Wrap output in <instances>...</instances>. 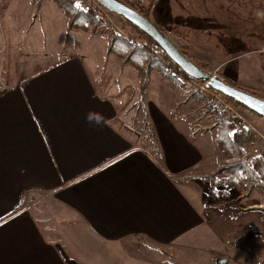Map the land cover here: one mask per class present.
<instances>
[{"label": "crops", "instance_id": "0c3cea01", "mask_svg": "<svg viewBox=\"0 0 264 264\" xmlns=\"http://www.w3.org/2000/svg\"><path fill=\"white\" fill-rule=\"evenodd\" d=\"M65 26L69 55L0 89V264H89L53 237L50 207L91 232L92 264H134L130 257L147 256L138 240L146 249L171 247L206 227L198 190L206 192L208 176L229 159L215 130L198 132L186 79L156 70L143 98L152 149L136 143L119 125L121 100L97 89L96 79L115 71L105 60L117 64L108 39L98 37L106 46L96 52L67 41L78 31L67 33V19ZM117 67L133 75L121 59ZM89 111L103 113L105 125L86 123Z\"/></svg>", "mask_w": 264, "mask_h": 264}, {"label": "rangeland", "instance_id": "374dc122", "mask_svg": "<svg viewBox=\"0 0 264 264\" xmlns=\"http://www.w3.org/2000/svg\"><path fill=\"white\" fill-rule=\"evenodd\" d=\"M131 1L142 3L151 19L158 26H163L175 44L192 59L206 65L207 71L264 98V0ZM83 2L86 4H82ZM94 3L96 1L89 3L88 0H80L78 8L88 10L98 7L105 17L104 32L94 34L90 31L84 33V30H72L70 33L78 32L73 37H68L67 41H76L80 45L89 42L96 52H100L106 46L102 45L103 38L108 39L109 33L114 31L143 43V39L124 17L102 10ZM65 21L62 10L53 0H0V89L12 86L45 64L50 65L69 55L71 46L63 39ZM43 39L47 42H43ZM110 57L117 64L120 62L116 55ZM95 58L99 66L102 61L100 54ZM87 64L96 78V70L90 63ZM117 64L112 60H105V65L115 71L113 73L110 68V77L106 74L97 78V89L112 99L121 100L119 125L136 143L147 142L148 149H152L150 127L146 124V109L142 110L144 96L139 94L141 91L137 87L138 76L134 69H131L132 76L120 74ZM186 81L187 100L192 99V103L196 105L198 120L195 124L199 128L198 132L215 130L218 115L216 111L237 115L257 133L258 142L248 148L250 155H257L264 147V118L237 106L236 111L232 112L217 110L213 105L214 111L210 105L213 94L208 90H201L206 95L204 98L194 95L193 91H200L195 89L200 82L192 79ZM256 148L258 152H255ZM237 162L238 158L225 161L208 176L206 192L201 191L202 187L197 189L199 194L202 192L205 203L198 204L207 216L205 228L196 231L183 243L171 247L156 249L148 246L146 249L138 240L137 244L142 251L139 253L147 256L136 259L130 257L129 263L264 264V190L256 186H232L223 179L230 172L227 169L223 173L220 169L225 165V168H230ZM32 204L33 201L30 200L29 207ZM45 214L47 228L54 234L53 237L60 243L71 245L75 251L78 250L87 257L86 262L92 264V249L94 252L97 249L93 248L91 232L83 228L79 219L58 213L52 207L47 208ZM131 251L133 249L126 254H135Z\"/></svg>", "mask_w": 264, "mask_h": 264}, {"label": "trees", "instance_id": "16d2710c", "mask_svg": "<svg viewBox=\"0 0 264 264\" xmlns=\"http://www.w3.org/2000/svg\"><path fill=\"white\" fill-rule=\"evenodd\" d=\"M53 1L60 7L67 19V33H70L72 30L90 31L94 34L104 32L105 17L100 13L101 11L98 7H92L88 10H80L78 8L80 0ZM119 1L151 18L144 10L142 3H135L131 0ZM127 22L140 35L143 39V43H138L132 37L122 36L114 31H111L108 35L107 51L108 53L114 54L121 59L122 64H130L134 68L139 78V88L141 91L140 95L142 97L144 96L150 83L153 70L173 76L179 80H196L187 75L151 36L131 22ZM160 28L165 31L163 27ZM183 52L192 59L186 51L183 50ZM192 60L204 70H208L206 65L194 59ZM224 80L242 88L234 82L227 79ZM196 81L203 83V81L200 80ZM210 89L223 95L228 101L234 103V105L238 108H244L254 115L264 118L233 98H230L213 88ZM242 89L258 95L254 91L245 88ZM193 92L194 95H198L201 98L206 96L204 91L201 90ZM210 105L213 109V102L210 101ZM142 110H145L144 105H142ZM216 114L218 115L217 122L215 123V141L220 152L227 159H239V162L232 164L230 168H225V165L220 169L223 173L227 172V169H229L230 172V174H224L225 176H223V179H226L232 186H256L264 190V147L260 149V152L257 155L252 156L248 152V148L258 142L259 138L257 133L248 123L244 122V120L239 118L237 115H226L218 111H216ZM214 179L215 177L213 180ZM215 182L218 181L216 180Z\"/></svg>", "mask_w": 264, "mask_h": 264}, {"label": "water", "instance_id": "95a60500", "mask_svg": "<svg viewBox=\"0 0 264 264\" xmlns=\"http://www.w3.org/2000/svg\"><path fill=\"white\" fill-rule=\"evenodd\" d=\"M97 1L111 13L124 17L127 21L136 25L151 36L187 75L193 79L203 81L208 88H213L214 90L233 98L251 111L264 117L263 97L220 79L218 75L198 66L151 18L119 0Z\"/></svg>", "mask_w": 264, "mask_h": 264}, {"label": "built area", "instance_id": "2783aa9c", "mask_svg": "<svg viewBox=\"0 0 264 264\" xmlns=\"http://www.w3.org/2000/svg\"><path fill=\"white\" fill-rule=\"evenodd\" d=\"M89 3H91V1H96V5H98L100 8H102V10H107L106 8H104L97 0H88ZM82 4H86L85 2H83ZM89 5V4H88ZM93 5V4H92ZM90 6V5H89ZM108 11V10H107ZM110 12V11H108ZM114 14V13H113ZM122 17V16H121ZM264 51V49H263ZM216 74V73H215ZM217 75V74H216ZM197 87H195V89H200V90H208L209 92H211L213 94V105L217 110H223V111H232L235 112L236 111V107L234 105V103L228 101L223 95L211 90L210 88H208L204 83L200 84H196ZM258 132V131H257ZM259 133V132H258ZM263 136V135H262ZM258 152V149L256 148V151Z\"/></svg>", "mask_w": 264, "mask_h": 264}, {"label": "clouds", "instance_id": "9594fccd", "mask_svg": "<svg viewBox=\"0 0 264 264\" xmlns=\"http://www.w3.org/2000/svg\"><path fill=\"white\" fill-rule=\"evenodd\" d=\"M96 99L99 100L100 102L104 101V97L102 96H97ZM85 121L90 126L97 128L104 126L106 123V119L103 113L97 111H89L85 116Z\"/></svg>", "mask_w": 264, "mask_h": 264}, {"label": "snow or ice", "instance_id": "6c2138e0", "mask_svg": "<svg viewBox=\"0 0 264 264\" xmlns=\"http://www.w3.org/2000/svg\"><path fill=\"white\" fill-rule=\"evenodd\" d=\"M78 7H79V5H78Z\"/></svg>", "mask_w": 264, "mask_h": 264}]
</instances>
